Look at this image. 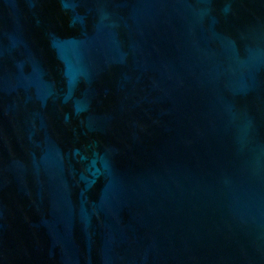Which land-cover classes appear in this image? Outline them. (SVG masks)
I'll list each match as a JSON object with an SVG mask.
<instances>
[{
    "label": "water",
    "instance_id": "1",
    "mask_svg": "<svg viewBox=\"0 0 264 264\" xmlns=\"http://www.w3.org/2000/svg\"><path fill=\"white\" fill-rule=\"evenodd\" d=\"M0 264H264V0H0Z\"/></svg>",
    "mask_w": 264,
    "mask_h": 264
}]
</instances>
